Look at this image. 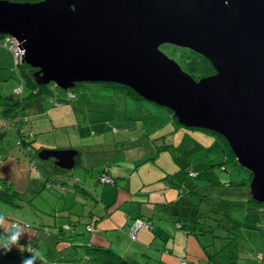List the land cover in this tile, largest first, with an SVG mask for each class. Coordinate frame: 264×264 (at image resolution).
<instances>
[{
    "label": "water",
    "instance_id": "95a60500",
    "mask_svg": "<svg viewBox=\"0 0 264 264\" xmlns=\"http://www.w3.org/2000/svg\"><path fill=\"white\" fill-rule=\"evenodd\" d=\"M0 34L18 41L35 82L128 86L172 111L185 127L227 141L264 202V0H0ZM187 48L214 73L199 79L161 50ZM74 149H41V160L75 165Z\"/></svg>",
    "mask_w": 264,
    "mask_h": 264
},
{
    "label": "rangeland",
    "instance_id": "374dc122",
    "mask_svg": "<svg viewBox=\"0 0 264 264\" xmlns=\"http://www.w3.org/2000/svg\"><path fill=\"white\" fill-rule=\"evenodd\" d=\"M2 41L4 42L1 39L0 42ZM160 48L169 57L175 59L183 70L197 76L207 72L204 68V63L197 60L187 48L170 46L168 44L161 45ZM1 49L6 48L2 47ZM9 63V66L5 65V68L0 67V183L11 184L13 189L20 192V198H16L17 206L0 200V217H3V222L0 225L5 230L10 228L13 223H19L25 232V236L22 238L28 241L29 245L35 246L36 250H39L40 253H45L47 244L40 243L41 229L43 225L47 224L50 230H54V220L56 219L53 216L55 214L54 210L57 209V214H60V218L57 217V222H60L59 220L68 221L71 218L73 219L74 216L70 214L72 212H69L68 209L74 210L73 212L76 213L79 208V204H70L71 201L76 200L81 203L82 206L78 210L84 209L86 205L85 208L88 210L94 204L92 199L87 198L83 194L79 193L75 197L73 195L75 192L70 190L73 188L71 183L67 185L70 192H65V196L61 195L62 192L59 189L60 183L56 182L51 189L47 188V185H44L43 178H50V180L64 178L68 180L72 176V171L76 175L83 170L79 164L69 170L61 169L54 162L41 160L37 156V153L41 149H53L51 147L53 145L68 146L67 148L78 146L81 135L77 132L76 126L73 125L74 123L62 120L59 122L55 121L57 116L64 117L67 114L69 109H71L69 104L72 106L77 105L72 101H69V104L65 107L48 105L47 101L50 98L53 99L56 96V92L66 94V90L59 88L54 83H50L49 93L36 98V101L41 102L44 108L43 112L37 113L34 107H26L28 120L22 121V131L25 132L23 137L26 140H32V147L30 155L24 154L23 150L18 146V137L14 127L16 114L13 111L8 112L7 116L1 114V110L9 105L15 96L13 92L14 88L16 89L21 85L18 69H14L13 59ZM69 90L77 98L80 97V100L84 101V104L92 110L87 111L89 116L93 114L92 116L95 119L99 118V121L101 117L108 114L111 117H121V120L116 121L115 125L120 126V128L128 127L129 129L126 134L121 132V143H115L116 146L121 145V152L99 151L97 154H92L91 158L96 159L95 163L99 160L101 163L98 162V164L101 167L94 169L92 175H88V181H92L91 187L90 185L85 186L97 191L104 200L112 201L111 208L114 210L113 215H120V218L117 219L122 222H125L126 218L124 216L127 208L132 207V214L134 216L141 213L144 215L142 218L145 222L151 224L150 227H146L137 233L136 241L131 240L127 232L123 231L120 226L115 229L107 227L100 232L95 227L97 231L94 232L93 239L90 241L91 243L111 246L119 254L122 252L126 257L133 256L136 259V264H179L182 259L187 260V264H213L206 261L203 245L214 243L215 246H210L212 250L219 247L224 241H227L221 237L228 234L227 230L223 229V227L215 226L218 222L208 218L206 215L200 218L199 221H203L206 218L215 226V231L200 235H188L184 234L185 232L178 228L177 224L173 223V220L182 219L183 223H187L186 218L174 215L183 206L181 201L183 199L192 201L194 204H201V208L205 206L206 209L210 208V202H214L216 203V209L226 212L229 218L237 223L232 234L235 236L238 244L236 264H264V205L259 206L248 200L250 194L247 183L250 174L244 168L233 164L231 159H228L225 145L216 134L200 129L177 126L172 122V115L167 108L158 106L145 99H127L125 102L121 98L120 92L114 91L111 86L102 85L100 82H79ZM52 108L51 112L48 111ZM73 108L75 112L73 111L72 113L77 118L81 117V106H79L78 110H75V107ZM148 108H152L155 111L150 113L148 112ZM43 117L48 121L46 127L44 126L45 121ZM169 117H171L170 120ZM39 119L42 120L40 126H43L45 129L36 126L39 125ZM108 119L111 121V118ZM81 126L89 127V122ZM29 131L31 132L30 134H28ZM113 131L115 130L112 128L109 131L97 132L94 141L98 142L97 138L109 142H114L113 138L118 140V138L112 135ZM166 132L169 133L167 134ZM161 135H163L165 144H168V149L159 153L154 147V139ZM86 136L84 135V137ZM138 138H140L139 141H137ZM125 140L128 141L125 142ZM137 142L140 144H136ZM125 146H129V148L124 150ZM192 146L193 148H191ZM131 149H137L140 152L133 155ZM127 151H131L130 154L132 155L129 156H132L133 159L141 154L144 156L142 160H138V162H142L136 166L138 169L133 168L132 163L126 162L122 166H126V169L132 172L122 171L124 178L118 180L117 184L111 185L100 182L98 175L103 171L102 166L105 162L121 157V153L126 154V161H131ZM31 156L35 161V171L29 170ZM174 157H178V161L181 163H183V159L185 158L193 161L196 157H200L217 164L213 167L212 174L214 180L211 176L188 178L190 185H196L194 191L188 187H185L181 191L176 186L168 184L170 192L175 194L177 201L173 205L171 204L172 206L166 205L155 210L156 213L154 215V203L157 196L148 191V189L151 185L155 187L159 184L166 185L164 179L158 180L157 175L159 173H162L164 177L167 174H173V177H177L180 165ZM129 166L131 169H128ZM47 167H50V169ZM146 171L148 172V176ZM206 176L209 175L206 174ZM168 178L170 179V177ZM145 179H151L155 182L147 186L137 187ZM175 180L177 181V179ZM128 181H130L128 184L130 189L126 188ZM99 205V208L102 209V203H98ZM117 206L121 207V212L118 211ZM62 208H65V212L63 213L60 212ZM182 208L190 211V208L186 207V205ZM190 220V225H193L195 222L194 216H190ZM84 224V221L80 219L79 225L82 234L74 238H78L74 243L89 239V232L83 229ZM229 226L231 225L229 224ZM39 227L40 229H38ZM153 229L156 232V237L154 236ZM158 233L162 237L158 236ZM144 237H150L146 245L141 242ZM56 245L62 247L68 245V243L64 244L62 242L56 243ZM187 247L190 249L187 250ZM258 251L260 254H257ZM43 256L47 260L44 261V264H51L50 259H48L51 255ZM40 264H42V261Z\"/></svg>",
    "mask_w": 264,
    "mask_h": 264
},
{
    "label": "trees",
    "instance_id": "16d2710c",
    "mask_svg": "<svg viewBox=\"0 0 264 264\" xmlns=\"http://www.w3.org/2000/svg\"><path fill=\"white\" fill-rule=\"evenodd\" d=\"M8 1H13V2H26V1H38V0H8ZM5 35L0 34V40H4V42H0V48L4 47L6 49H8L4 44H5ZM171 46V45H170ZM186 49V48H185ZM189 52H191L196 58L197 60H199L201 63H204L205 65V69L207 70V72L197 76L195 74H192L191 72H188L192 75L193 78L195 79H199L205 75H209L214 73V69L212 68L210 62L208 60H206L204 57L194 53L193 51L189 50ZM13 62H14V69L17 70L18 69V76L19 79L21 81V85L19 86L21 91L17 92V89L19 88H14L13 92L15 94V96L13 97L11 103L6 106L1 113L4 114V116H7L6 112H11L13 111L14 114H16V121L14 122V127H15V131H16V135L18 137V146L20 147L21 150H23L24 154H29L31 151V147H32V140L27 141L23 135L25 134V132H23L22 130V121L28 120V116L26 113L27 108L26 107H37V102L36 98L42 97L44 95H46L47 93H49V84H45V85H40L37 84L35 82V78L33 76V72H34V68H32L31 66L25 64V63H15L14 58H13ZM183 69V68H182ZM102 85H108L111 86V88H113L114 91H118L120 92L122 95H125L126 97H129L131 99L134 100H143V98L141 96H139L134 90H132L131 88H129L128 86H124V85H120L118 83H111V82H100ZM77 84V83H76ZM26 87V88H25ZM72 89V88H71ZM26 90V92H25ZM77 96L71 91V90H66V94L65 97L63 98V100H56L54 101L53 99H50V104L54 105V106H59L62 105L63 103H66L69 101H73L74 99H76ZM170 114L172 115V119L174 124H176L177 126H183L181 125L176 117L173 116V113L171 110L167 109ZM190 129H200V128H195V127H187ZM212 134H216L220 140L223 142V144L225 145V150H227V157L228 159H231L233 164H237L238 166L242 167L240 164L237 163L236 157L233 154L232 150L230 149L227 141L225 140V138H223L221 135L212 132L210 130H206V129H200ZM183 143V142H182ZM193 148V146L191 147ZM190 148V150H191ZM165 150L168 149V145L164 146L163 148H159V150ZM190 152V151H189ZM30 155V154H29ZM179 157V156H178ZM178 157H175V160L179 163L180 168H178V172L179 175L182 177L183 180H186L188 182H190L188 180V178L194 177V178H199L202 176L205 177H210L213 178V167L217 164L212 163L210 161H207L203 158L200 157H196L195 160L193 161H189L188 158L183 159V163L178 161ZM177 158V159H176ZM50 161L53 162V159H49ZM35 161L33 160V157L31 156L30 158V171H35ZM79 164V155L75 156V166H77ZM244 168V167H242ZM245 169V168H244ZM247 170V169H245ZM250 174V176L248 177V183L247 186L249 187V183L251 181L252 178V173L247 170ZM103 174H107L108 176H110L108 173H104L101 172L98 175V180L102 183L105 184H111V185H115L116 184V180H114V178L112 176V182H103L100 178L101 175ZM206 174H208L209 176H206ZM167 178V177H166ZM164 178V179H166ZM50 178H43V182L44 185L51 189L54 187V184L56 182L60 183V188L61 192L64 193L69 189L68 183L72 184V187H78L79 191L82 192H87L90 193L91 191H86L88 190L87 187L83 186V183L81 182L80 179H69L66 180L64 178H61L59 180H50ZM172 180V179H170ZM49 182V183H48ZM8 184V183H7ZM174 186V185H173ZM190 190H195L196 185H189ZM20 192L18 190L13 189L11 184H1L0 183V200H2L3 202L6 203H10L13 205H18V203H16V198H20ZM204 199V198H203ZM250 201H252L255 204H258L259 206L264 205V202H258L255 201L251 198V196L249 195V199ZM31 199L29 200L30 203ZM182 201V205H186V207L190 208V211L187 210L185 212H182L181 209L178 210L177 215L184 217V218H189L190 216H194L195 218V222L193 225H190L191 223H189V220L187 223H181L180 220H176L174 223H178V228H180L181 230H183L186 234H193V235H200V234H204L206 232H214L215 230V226L217 227H223V229L227 230L228 234H225L224 236H221L223 239H226L227 241H224L219 247L210 249V246H215L214 243H212L211 245H206L204 246L205 248V259L208 263H213V264H236L237 263V258H238V252H237V242H236V238L235 236H233V232L237 226V223L234 222L233 220H231L228 216V214L226 212H221L219 209H216L214 202H210V208L206 209V207L204 206L203 208H201V204H194L192 201H188V200H181ZM202 209V210H201ZM209 213H208V211ZM187 213V214H186ZM73 214V213H70ZM219 214V216H218ZM55 215V214H54ZM53 215V216H54ZM207 215L208 218L213 219L214 221L218 222L216 223L215 226H213L210 221H208L206 218L203 221H199L200 218H202L203 216L205 217ZM136 219L142 220L145 222V220L142 218V216H138L133 218V220L131 221L128 229H127V235L130 231V229L132 228L134 222ZM218 219V220H216ZM77 221H73V223H66L64 225H60V226H56V224L54 223V230H50L49 225L45 224L42 226L41 229V237L40 240L42 241V239L47 238V240L49 239L50 241V245L48 246V249L50 248L51 251V256L50 258V263L51 264H88V263H92V264H136V260H129L126 259L124 256H122L121 254L117 253L115 250H113L111 248V246H103L102 244L99 243H91V242H80V243H71L69 242L68 245L65 246H57L56 244H52V241L56 238L61 239L60 237H64V239H69L70 237H74L75 235H81V231L79 233H75L74 234V230L77 226ZM147 221V219H146ZM187 221V220H186ZM148 222V221H147ZM86 224V223H85ZM88 224V223H87ZM147 226L143 227L142 229L146 228V227H150L151 224L148 222L146 223ZM229 224L231 226H229ZM234 229H233V228ZM232 228V229H230ZM40 229V227L38 228ZM84 229V227H83ZM141 229V230H142ZM4 227L2 225H0V233H4ZM67 233H66V232ZM84 231L92 233L94 232L93 226L91 224L86 225V228L84 229ZM66 233V234H65ZM69 234V235H68ZM130 238V237H129ZM132 240V239H131ZM136 240V239H135ZM57 243H60L59 241ZM29 243L28 241L24 240V238H21L19 241V244L14 247L12 249L11 252H9L7 255H3L0 254V264H21L22 258L26 257L29 255ZM32 249H36L31 247ZM257 254H260L259 251L257 252ZM262 255V253H261ZM43 257V260L41 259L40 261H38V264L41 263L44 264V261H47L46 258L41 255ZM49 256V255H46ZM57 259H56V258ZM179 264H187V260L182 259L180 260Z\"/></svg>",
    "mask_w": 264,
    "mask_h": 264
},
{
    "label": "crops",
    "instance_id": "0c3cea01",
    "mask_svg": "<svg viewBox=\"0 0 264 264\" xmlns=\"http://www.w3.org/2000/svg\"><path fill=\"white\" fill-rule=\"evenodd\" d=\"M10 53H11V55H10ZM12 59H13V54H12V52L9 49H1L0 48V67L1 68H5V65L9 66V64H10L9 62H12ZM55 94H56V96L53 98L54 101L63 100V98L65 97V95L63 93H61V92H56ZM121 98L123 100H125V102H126L127 99H131V98L126 97L125 95H122V94H121ZM72 102H74L77 106H72L68 102L63 103L62 105H59V106L65 107L67 104H69L71 109H69V111L67 112V114L64 117L57 116L55 118V121L59 122V121L62 120V121H65V122H69L70 121V122L74 123L73 125L76 126L77 132H79V134L81 135L79 144H78V146H74V148H67L68 146H55V145H53L51 147L53 149H58V148L59 149H74V150L77 151V154L75 156L79 155V165L82 167L83 170L80 171L79 173H77L76 175L74 174V171H72V176L70 177V179H73V178L80 179L81 182L83 183V186L87 187L88 190H86V191H91V192L87 193V192L79 191L78 187H74V188H72L70 190L75 192V193L72 192L75 197L79 193L83 194L87 198L92 199L94 201V204L90 208H88V210H86V208H85L87 205L84 207V209L82 208L81 210H78L82 206L81 203H79L76 200L75 201H71L70 204H79V208L77 209L78 212H76V213L73 212L74 210L72 211L71 209H68L69 212L73 213L72 216L74 215L73 219L71 218L68 221L59 220L60 222H57L58 221L57 217L60 218V214H57L58 210L55 209L54 210V213H55L54 216L56 217V219L54 220L55 224H56V226H60V225L62 226L64 224H66V223H71V222L73 223V221L79 220V221H77L78 222L77 226H76L75 230L73 231L74 234H75V233H79L80 232L79 223H80V219H82L84 221V223H86L83 226L84 229L86 228V225L91 224L93 226L94 232L97 231L95 227H97L98 231L100 232V231L105 230L107 227H112V228L115 229V228H118L119 226L121 227V229H123V231L127 232V227H129V225H130L131 221L133 220V218L138 217V216H142L143 217L144 215L140 213L137 216H134L132 214V207H128L127 210H126V214L124 216L126 218L125 222H122L121 220L117 219V218H120V215L119 216H114L113 215L114 210L111 208L113 202L104 200L103 197L97 191H94L91 188L89 189V187L85 186V185H90V187H91L92 181H88L87 177H88V175H92L93 174L94 169H99V167H101L98 164V162H100L99 160L95 163L96 159H92L91 158L92 154H97L99 151L121 152V145L120 146H116L115 143H121V132L126 134L129 131V129H128V127L120 128V126H116L115 125V122L118 121V120H121V117H119V118H117L116 116L111 117L110 114H108L106 116L101 117L100 121H99V118L95 119L94 116H92L93 114H91V116H89L87 114V111H92V110H90L88 108V106H86V104H84V101L80 100V97L74 99ZM37 104L38 105L35 108L37 110V113H42L44 108L42 107L41 102L38 101ZM47 104L50 105V106H54V105L50 104V100L47 101ZM79 106H81V112H80L81 117L77 118V116H75L74 113H72V112L74 111L73 107H75V110H78ZM51 110H53V108L48 110V111L51 112ZM154 111H155L154 109L148 108V112L151 113V112H154ZM6 113L8 114V112H6ZM1 114H3V113H1ZM108 118H111V121ZM170 119H171V117H169V120ZM43 120L45 121L44 126L46 127L48 125V121H46L44 119V117H43ZM38 121H39L38 122L39 125H36V126L41 128V129H45L43 126H40L42 120L39 119ZM86 122H89V127L81 126L82 124H84ZM172 122H173V120H172ZM112 128H113V130H115V131L112 132V135L114 137L118 138V140L113 138L114 142H109L107 140H103V139L100 140V138H97L98 142L94 141V137L96 136L97 132L109 131ZM30 133L31 132L29 131L28 134H30ZM166 133L168 134L169 132H166ZM84 135H87V136L84 137ZM101 137H103V135H101ZM27 138H29V137H27ZM27 140L29 141L31 139H27ZM139 140H140V138L137 139V141H139ZM154 140H155L154 147H155L156 151L159 152V153L161 151H164L163 149L159 150L160 147L163 148L164 146L168 145V144H165V142L163 140V135H161L159 137H156ZM126 141H128V140H125V142ZM136 144H140V143L137 142ZM122 146H124V144H122ZM124 148H122V149L126 150V149L129 148V146H125ZM103 149H105V150H103ZM131 150H132V154L133 155H135L136 153L140 152L137 149H134V150L131 149ZM165 150H167V149H165ZM127 152H128L127 153L128 157L131 159V161H126L125 160L126 159V154L125 153H121V157L115 158V159L113 158L112 160L110 159L107 162H105L103 164V166H102V169H103L104 173L106 172L110 176H112L114 178V180H116V184L118 183V180H121L122 178H124V174H123L122 171H129V172L131 171V170H127L126 166H122V164H125L126 162H130V163L133 164V168L138 169V167H136V166L139 163H142V162H138V160H142V158L144 157L142 154L140 156H138L137 158L133 159L132 156H129V155H132V154H130L131 151H127ZM174 159H175V157H174ZM134 165H135V167H134ZM47 168L50 169V167H47ZM128 169H131V167L129 166ZM103 171H101V172H103ZM147 176H148V172H147ZM157 176H158V180L164 179L166 177H167V179H164L166 181V185L159 184L156 187L154 185H151L149 187V189H148V191L154 193L157 196V198L155 199V203H154V213H153L154 215L156 213L155 210L160 209V207H164L166 205H168V206H170L171 204L173 205L177 201L175 199V194L170 192L169 185H171V186L174 185L178 189H180L181 191H183V189L185 187H189V185H190V182H188L186 180H182V177L179 174L177 175L176 178L173 177V174H167V176L164 177L162 173H159ZM168 177H170V179H172V180H170ZM180 178H181V181H180ZM147 179H148V177H147ZM175 179H177V181ZM212 179L214 180V177ZM154 182L155 181H153L151 179L150 180H146L145 179V181L142 180V182H140L137 185V187L147 186V185H150V184H152ZM129 183H130V181H128L127 186H126V188H128V189H130L128 187ZM35 185H37V184H35ZM180 190H179V192H181ZM67 192H70L69 189L66 191V193ZM61 195L65 196V192L62 193ZM98 203H102V209L99 208L100 205L98 206ZM182 207L179 208V209H181L182 212L187 211V210H185V208L183 209ZM120 208H121L120 206H117V209H118L119 212H121ZM60 212L61 213L65 212V208H62L60 210ZM174 215H177V214H174ZM179 220H180L181 223H183L182 219H179ZM186 220L188 222V220H190V219L186 218ZM175 221L176 220L174 219L173 223ZM189 223H191V220L189 221ZM176 224H177L176 226L178 227L179 224L178 223H176ZM153 231H154V236L156 237V232H155L154 229H153ZM94 232L89 233V239L82 240V242H90L93 239L92 237L94 236ZM184 234H186V233H184ZM157 235L162 237V235L160 233H158ZM188 235H192V234H188ZM76 236H78V235H75L74 237H70L69 239H64V237L61 236L60 237L61 239H58V238L54 239L52 241V244H56L58 241L60 243L64 242V244L65 243H69L70 241L71 242H75V241L78 240V238L74 239ZM137 236H136V239H137ZM149 240H150V237L149 238L148 237H144L141 242H142V244L146 245ZM80 242L81 241H79L78 243H80ZM40 243L47 244V248L45 250V253H41V255H49V256L52 255L51 251H50V248L48 249V246L50 245L49 239L47 240V238H44V239H42V241L40 240ZM206 245H208V244H206ZM206 245H203V247L206 246ZM29 246L35 248V246H33L31 244ZM186 249L189 250L190 248L187 247ZM121 254H122V256H124V253L121 252ZM124 257H126V256H124ZM126 258L128 260H136L135 258H133V256L126 257Z\"/></svg>",
    "mask_w": 264,
    "mask_h": 264
},
{
    "label": "clouds",
    "instance_id": "9594fccd",
    "mask_svg": "<svg viewBox=\"0 0 264 264\" xmlns=\"http://www.w3.org/2000/svg\"><path fill=\"white\" fill-rule=\"evenodd\" d=\"M3 217H0V223ZM25 232L19 223H13L10 228L5 229L4 233H0V254L7 255L14 247L19 244ZM29 255L22 258L21 264H38L42 259L41 253L29 247Z\"/></svg>",
    "mask_w": 264,
    "mask_h": 264
},
{
    "label": "built area",
    "instance_id": "2783aa9c",
    "mask_svg": "<svg viewBox=\"0 0 264 264\" xmlns=\"http://www.w3.org/2000/svg\"><path fill=\"white\" fill-rule=\"evenodd\" d=\"M5 46L12 52L13 54V58L15 63L21 62V57L23 55V51L19 48L18 46V41L13 38L10 37L8 35H5ZM21 91L20 87L17 89V92ZM103 182H112V179L110 176H108L107 174H103L101 175L100 178ZM147 226L146 222L136 219L132 228L130 229L128 236L130 237V239L135 240L137 233L143 228Z\"/></svg>",
    "mask_w": 264,
    "mask_h": 264
}]
</instances>
